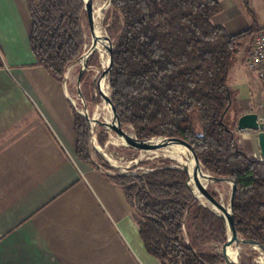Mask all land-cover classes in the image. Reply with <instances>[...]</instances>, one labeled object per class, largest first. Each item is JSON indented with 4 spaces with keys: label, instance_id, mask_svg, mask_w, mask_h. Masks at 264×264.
<instances>
[{
    "label": "trees",
    "instance_id": "16d2710c",
    "mask_svg": "<svg viewBox=\"0 0 264 264\" xmlns=\"http://www.w3.org/2000/svg\"><path fill=\"white\" fill-rule=\"evenodd\" d=\"M26 4L35 65L63 82L88 41L83 2ZM243 5L253 23L236 34L214 22L222 11L219 0H112L104 25L116 45L112 95L125 128L139 139L173 134L189 138L205 172L235 181L240 237L264 246V160L239 142L232 117L237 101L229 86L231 70L243 52L251 55L262 30L250 1L243 0ZM93 64H100L98 51L89 57L81 80L88 105L98 102ZM74 116L77 157L111 171L107 178L134 207L150 255L161 264H226L220 250L227 239L224 220L194 197L176 160L154 157L136 165L133 173H119L93 149L88 122L75 108ZM96 137L102 147L109 141L100 124ZM224 186L229 184L215 182L208 190L220 198ZM251 246H242L244 264H261L255 260L258 252L248 250Z\"/></svg>",
    "mask_w": 264,
    "mask_h": 264
},
{
    "label": "crops",
    "instance_id": "0c3cea01",
    "mask_svg": "<svg viewBox=\"0 0 264 264\" xmlns=\"http://www.w3.org/2000/svg\"><path fill=\"white\" fill-rule=\"evenodd\" d=\"M219 1L216 24L231 34L252 25L243 0ZM258 23L264 27V16ZM31 27L26 0H0V264H161L124 191L107 178L111 171L77 157L68 78L59 82L35 65ZM249 58L243 52L232 70L250 89L251 109L229 81L240 106L236 127L243 114L264 116L257 103L264 79ZM237 133L258 146L257 133Z\"/></svg>",
    "mask_w": 264,
    "mask_h": 264
},
{
    "label": "water",
    "instance_id": "95a60500",
    "mask_svg": "<svg viewBox=\"0 0 264 264\" xmlns=\"http://www.w3.org/2000/svg\"><path fill=\"white\" fill-rule=\"evenodd\" d=\"M83 2V15L91 33V43L85 47L83 53L78 60L72 66L79 64V74L77 78V91L80 99L83 103V108L76 106L82 116L87 120L90 133V142L93 149L99 153L102 158L109 163V165L119 173L134 172L135 168L140 162H142L149 155L157 154L159 150L169 149L174 147L177 151L179 158L172 155H166L181 163L180 169L184 172V179L191 190L194 197L204 205L211 206L218 215L224 220L227 239L221 244V253L226 257V264H230L229 254L227 249L229 248L234 254V264H244L242 257V246L252 245L259 248L264 255V246L259 242L251 239H244L240 237L237 220L234 213V201L237 193L236 183L231 178L214 177L210 173L203 170L193 142L179 134H173L169 136L151 137L148 139H139L137 135L130 133L119 117V111L116 103L114 102L112 95V74L116 53V45L112 39L107 27L104 25V18L97 16L93 10V0H82ZM112 0H108V6H110ZM103 40L107 47V61L105 67L101 70V67L94 66L96 68V76L94 81L96 83L97 98L99 100V108L107 116L109 122L112 125V129L117 133L121 146L129 153L137 155L136 164L132 166H123L113 160H111L103 150L97 146L95 137V119L90 116L88 110V104L81 87V80L83 73L88 69V59L95 51H102L99 44ZM104 55V54H103ZM70 66L65 73L64 82L66 83ZM106 96L107 102L105 103L104 97ZM109 106L113 108V111L109 109ZM238 130H252L257 131L258 146L260 154L264 160V125L259 121V115L257 113H246L239 117L237 121ZM185 145L186 154H184L180 147ZM215 182H227L230 184L231 192L228 203H225L221 198H217L208 190V186ZM264 264V261H263Z\"/></svg>",
    "mask_w": 264,
    "mask_h": 264
},
{
    "label": "rangeland",
    "instance_id": "374dc122",
    "mask_svg": "<svg viewBox=\"0 0 264 264\" xmlns=\"http://www.w3.org/2000/svg\"><path fill=\"white\" fill-rule=\"evenodd\" d=\"M249 1H250L252 9L255 10L256 19L258 20L262 16H264V0H249ZM108 8H109L108 0H93V10L97 16L104 18L105 11ZM263 28L264 27H262L261 29H263ZM88 36H89L88 41H87V44L85 47H87L91 43V40H92L90 31L88 32ZM100 49L102 50V51H98L100 54V64H98V65L93 64L91 66L92 68L95 69V71H96V68L94 66H99V67H101V70H102L105 67L106 61H107V56H108L107 50L105 48H100ZM79 68H80V66H79ZM78 74H79V69L77 70V67L72 66V68L69 70L68 81H69V87H70V92H71V98H72L74 104L79 108H83V103H82L80 96L78 95V91H77ZM235 74H234V71L232 70L230 77H229V81H230V84L234 83V82L236 84L238 83V87L241 88V92L238 96V102L240 105H243L246 108L249 107V109H251L250 108V101L252 99V95L250 93V89L247 86H241L242 84H240V81L242 79L239 78L237 75L235 76ZM95 76H96V72H95L94 77ZM82 91H83V88H82ZM95 91H97L96 87H95ZM83 94H84V92H83ZM84 96H85V94H84ZM96 96H97V92H96ZM85 99H86V97H85ZM86 101H87V99H86ZM257 103L259 105H261V104L263 105V109H261V111H262L261 115H264V98L258 96L257 97ZM87 104H88V102H87ZM239 109H240V106L239 107L237 106L236 108H234V110L232 112V117L233 116L235 117V114L237 113V111H239ZM88 110H89L90 116L95 119V137H96V132H97V125H99V124L104 126L106 131H108V133H109V141L103 147L99 145V143L97 141V137H96L97 146L99 145V147L103 150V152L114 162H116L120 165H123V166H132L133 167L136 164L135 162L137 159V155L129 153L128 151H126V149H124L121 146V141H120L117 133L112 129V125L109 122L107 116L99 108V100L96 104H89ZM238 139H239V142L242 145L243 149H245L249 154L254 156V154L260 152L259 146H257L256 140L253 139L252 137H245V139L241 140V138L239 136ZM92 154L94 155L95 160L98 161V157H97L96 153L94 152V150H93ZM166 155H171V151L169 149L159 150L157 154L149 155L144 160L153 159L154 157H160V156L165 157ZM177 163H178V165H181V163H179L178 161H177ZM132 169L134 172L136 171L134 167ZM230 192H231L230 184H229V186H224V188L221 190V197L220 198L225 203H228V201H229ZM248 250L252 251V252H255V251L258 252V257L255 260L258 261L259 263L263 264L264 255L259 248L251 246ZM242 251H243V248H242Z\"/></svg>",
    "mask_w": 264,
    "mask_h": 264
},
{
    "label": "built area",
    "instance_id": "2783aa9c",
    "mask_svg": "<svg viewBox=\"0 0 264 264\" xmlns=\"http://www.w3.org/2000/svg\"><path fill=\"white\" fill-rule=\"evenodd\" d=\"M249 66L258 71L260 77L264 79V28L256 35L253 43V50L249 58ZM260 107H263L260 105ZM259 121L264 125V116H259ZM240 134L251 135L256 134L257 131L252 130H238ZM260 160H263L261 154H255Z\"/></svg>",
    "mask_w": 264,
    "mask_h": 264
},
{
    "label": "bare ground",
    "instance_id": "6f19581e",
    "mask_svg": "<svg viewBox=\"0 0 264 264\" xmlns=\"http://www.w3.org/2000/svg\"><path fill=\"white\" fill-rule=\"evenodd\" d=\"M98 12H99V11H98ZM99 47H100V48H105V49H107L106 44H105V42H104L103 40H101V42H100V44H99ZM103 97H104V101H105V103H108V102H107V98H106V96L104 95ZM109 109H110L111 111H113V108H112L111 106H109ZM180 149H181V151H182L184 154H186V147H185V145H181ZM170 151H171V155H172V156H174V157H176V158H179L178 155H177V151H176V149H175L174 147L170 148ZM174 161H175V160H174ZM227 252H228V254H229L230 264H234V263H233L234 254L231 252V250H230L229 248L227 249Z\"/></svg>",
    "mask_w": 264,
    "mask_h": 264
}]
</instances>
